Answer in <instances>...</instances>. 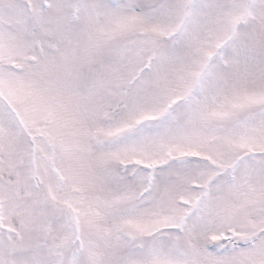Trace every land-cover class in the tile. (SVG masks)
<instances>
[{"label":"snow or ice","instance_id":"1","mask_svg":"<svg viewBox=\"0 0 264 264\" xmlns=\"http://www.w3.org/2000/svg\"><path fill=\"white\" fill-rule=\"evenodd\" d=\"M0 264H264V0H0Z\"/></svg>","mask_w":264,"mask_h":264}]
</instances>
